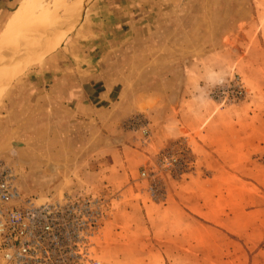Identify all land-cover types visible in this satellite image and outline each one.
I'll use <instances>...</instances> for the list:
<instances>
[{
    "label": "rangeland",
    "instance_id": "obj_1",
    "mask_svg": "<svg viewBox=\"0 0 264 264\" xmlns=\"http://www.w3.org/2000/svg\"><path fill=\"white\" fill-rule=\"evenodd\" d=\"M66 1L72 7L78 0ZM82 2L79 18L62 24L54 49L0 96V162L13 171L21 201L62 206L50 223L66 238L42 241L48 252L38 253L39 264H264V0ZM155 36L170 46H161L165 75L153 81L161 91L178 86L181 98L188 94L185 106L196 113L190 116L202 118L201 141L182 128L154 149L149 117L133 113L122 122L134 150L123 176L104 170L121 160L108 155L117 133L100 122L90 131L56 121L50 134L41 133L47 88L79 86L81 78L83 89L97 92L89 73L95 61L101 79H112L130 60L131 70L138 66L140 40ZM138 115L148 123L146 134L124 126ZM208 127L222 158L204 150L212 147L204 145ZM86 200L90 209L82 206ZM21 201L14 206L21 209ZM0 264H7L2 253Z\"/></svg>",
    "mask_w": 264,
    "mask_h": 264
},
{
    "label": "crops",
    "instance_id": "obj_2",
    "mask_svg": "<svg viewBox=\"0 0 264 264\" xmlns=\"http://www.w3.org/2000/svg\"><path fill=\"white\" fill-rule=\"evenodd\" d=\"M20 3L18 0H0V34ZM7 14L8 17L5 18ZM3 18L5 19L3 25H1ZM127 24L130 25L129 22ZM107 42L109 45L113 43V46L116 45L118 47L131 46V43L128 44L126 40H111ZM169 42H165L156 36L153 39L140 40L139 47L141 50L139 51L138 66L132 67L131 70L130 63L134 64V60H130L124 72L117 71L118 73L115 72V74L109 75L112 79H101L100 76H102L103 72H100L95 67V64L100 61H95V64L91 65L89 73L90 77L95 78H91V81H94L95 84L98 83L97 92L92 90V87L83 89L80 85L81 78H78L79 86L47 88L44 93V105L47 106V110L42 117L44 124L41 133L43 135L50 134V128L58 125H66L72 130L76 127L81 129L89 127L91 131V128H95L100 122L103 128H111L112 132L117 133V138L109 139L111 146L120 145L122 147V150L121 147L119 149L118 147L117 149H109L111 146L108 148L110 153L108 155H111L114 160L118 156L119 160H121V166H117L119 163L115 162L111 163L109 167H105L104 170L108 168V171H113L114 169L118 175L123 176L124 174H129L127 170L129 158L134 150L126 145L131 134L122 128V122L133 113L145 112L149 117L154 149L178 137L182 128L187 133L196 135L195 137L199 141L200 138L196 132L199 128L203 129L204 126H202L203 123L200 116H190L196 113H192L194 110L191 112L185 106L184 102H189L188 94L181 98L182 87L178 86L168 87L163 89L165 91H161L159 88L160 83L153 81L157 79L156 74L159 75L158 78H162L165 75L161 72V65L166 61L167 56L164 58L162 48L169 45ZM162 45L164 46L161 48ZM135 46L137 45L132 44V47ZM87 57L91 58L92 60L90 61L92 62L95 59L92 55L90 57L87 55ZM128 59L130 58L128 57ZM76 71L81 73L78 69ZM73 75L76 79L75 72H73ZM79 77L81 76L79 75ZM152 82L154 88H152ZM172 94H177L176 103L170 102ZM56 112L57 114H55ZM56 121L58 125H54ZM203 133L207 140L205 142L207 144H203L207 145V147L212 145V147L211 149H206L201 145V148H204L206 153H209V151L216 153L218 158L224 157L220 149L221 142L217 141V143H214L210 127L205 128ZM197 144L200 143L197 142ZM247 148L249 150L252 149L249 146ZM142 157H140L142 160L148 158L144 153H142ZM102 171L103 168L98 169L96 172L100 173Z\"/></svg>",
    "mask_w": 264,
    "mask_h": 264
},
{
    "label": "built area",
    "instance_id": "obj_3",
    "mask_svg": "<svg viewBox=\"0 0 264 264\" xmlns=\"http://www.w3.org/2000/svg\"><path fill=\"white\" fill-rule=\"evenodd\" d=\"M126 128L139 129L143 134L148 133V123L141 116H134L124 122ZM143 172L142 176L146 177ZM15 201H21L17 187L14 183L13 171L0 162V253L7 264H39L38 253L44 249L41 242L44 240L63 242L66 235L60 230H55L50 223V215L54 211H61V203L53 202L42 207L35 206L30 200L21 201L22 207L14 206ZM73 204V203H71ZM83 207L90 209L91 201L82 203ZM58 213V212H56ZM89 223H94L93 213L88 214ZM87 222V220H85ZM85 222L82 220L81 225ZM88 223V224H89ZM52 227V228H50ZM70 238L69 232H66ZM41 247L40 249L38 248ZM52 252L60 253L59 248Z\"/></svg>",
    "mask_w": 264,
    "mask_h": 264
},
{
    "label": "bare ground",
    "instance_id": "obj_4",
    "mask_svg": "<svg viewBox=\"0 0 264 264\" xmlns=\"http://www.w3.org/2000/svg\"><path fill=\"white\" fill-rule=\"evenodd\" d=\"M42 3V0H25L0 34V50L17 48L6 56L0 55V96L7 83L41 59L44 51L54 49L58 33L65 28H62L64 21L75 18L83 8L81 0L72 7L66 0H52L47 6Z\"/></svg>",
    "mask_w": 264,
    "mask_h": 264
},
{
    "label": "water",
    "instance_id": "obj_5",
    "mask_svg": "<svg viewBox=\"0 0 264 264\" xmlns=\"http://www.w3.org/2000/svg\"><path fill=\"white\" fill-rule=\"evenodd\" d=\"M3 50L4 49L0 50V55H4V56L8 55V54H5Z\"/></svg>",
    "mask_w": 264,
    "mask_h": 264
}]
</instances>
